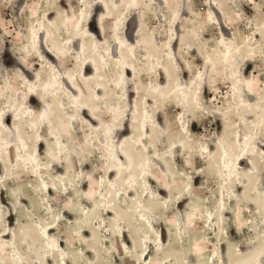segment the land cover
<instances>
[{
    "label": "rangeland",
    "instance_id": "rangeland-1",
    "mask_svg": "<svg viewBox=\"0 0 264 264\" xmlns=\"http://www.w3.org/2000/svg\"><path fill=\"white\" fill-rule=\"evenodd\" d=\"M174 43L177 62L170 55ZM166 64L168 73L160 68ZM238 79L239 93L231 86ZM80 105L88 113H78ZM45 107L49 118L38 128ZM1 115H9L16 136L0 125L6 219H0V247L12 251L5 242L12 231L24 254L2 255L0 264H42L34 234L59 212L65 216L51 233L65 237L76 256L90 246L78 225L108 241L89 254L92 264H142L136 256L144 259L149 249L146 264H220V257L242 264L264 254V0H0ZM249 138L242 181L230 179L227 161H240V142ZM58 140L62 152L53 159L49 151L59 152ZM129 143L143 163L133 183L121 173L112 176L121 188L115 194L107 181L115 167L109 151ZM16 146L34 156L39 150L45 175L33 160L15 158ZM150 174L153 193L146 187ZM44 179L49 193L41 188ZM131 185L136 190L128 198ZM107 187L112 215L104 211ZM153 194L158 204L146 212L165 242L161 248L153 231L147 235L150 223L129 215ZM84 206L90 220L81 223ZM129 220L136 228L124 224ZM125 228L134 231L126 239L130 251L121 242Z\"/></svg>",
    "mask_w": 264,
    "mask_h": 264
},
{
    "label": "bare ground",
    "instance_id": "bare-ground-1",
    "mask_svg": "<svg viewBox=\"0 0 264 264\" xmlns=\"http://www.w3.org/2000/svg\"><path fill=\"white\" fill-rule=\"evenodd\" d=\"M156 1V0H154ZM167 1V0H166ZM101 3L102 5V2L99 1V4ZM212 4V3H211ZM212 7V10L213 12L211 11V15L214 16V22L216 24H218L219 26V29L221 30V35H222V38H226V34L224 33V26H223V23L219 20V17L217 15V12H216V9ZM89 25V33L92 34V30L90 29L91 27V23L88 24ZM178 39V37L176 38V40ZM171 51H170V55H171V58L177 62V54H176V51H175V43L171 45ZM230 49H228L226 52L229 53ZM225 53V55L227 54ZM107 62V59H105V63ZM88 68V65L86 64L85 65V68H84V71H83V75H86V70ZM165 73H168L169 72V67L166 65H163L160 67ZM204 75V73L202 74ZM207 77V76H206ZM206 77H204V82L205 83V79ZM200 86L202 84V77H200ZM69 83H71L72 85H76V83L71 79L69 78L68 79ZM240 80H236L234 83L231 84V86H233V88H235L236 92L239 93L241 92V89L242 87L238 85V82ZM54 82V81H53ZM31 84V87H35L36 84L34 82H30ZM68 86V85H67ZM175 87L178 88H181V85L178 84L176 85ZM196 91V90H194ZM185 93V92H184ZM183 98V101L186 103V102H190V99H189V95L185 94L182 96ZM74 103H76V101H74ZM79 109H78V113H81L82 115H84L85 113H88L86 110L88 107L86 106H77ZM81 108V109H80ZM43 117V118H42ZM39 116L36 120V125L38 126V128H40V126L45 123L46 121V118L48 119L49 118V111H48V108L45 107L43 109V116ZM9 119V115L6 117V119H4V116L1 115L0 116V125L3 126L6 130L8 131H12V140L15 138L16 136V133L14 130H12V126H8V124L6 123L7 120ZM73 120V119H72ZM50 122V121H49ZM93 125V123H90ZM14 127V126H13ZM144 127H145V124H144ZM11 128V130H10ZM148 126L146 125V134L147 132L149 131L148 130ZM122 129V128H121ZM38 137H41V134H38ZM10 139V146H12L11 144V141ZM249 140H251L250 138L247 139L245 145L242 144V142H240V145H241V148H242V153L244 154L243 156L240 157V161L237 162V161H227V168H228V172L226 173V176H228V178L232 179L233 177H235L237 179V181H242V178L240 177V164L245 161V158H246V153L248 152V150H246V146L250 145L252 142H250ZM144 141V140H143ZM44 142L43 141V138L40 139L39 141V145ZM38 145V146H39ZM56 145L57 147L59 148V152L57 151H53V153L51 151H49V155L53 158H57L59 156V153L62 152V142L60 140H58L56 142ZM144 145H145V150H146V155H148L150 152H151V149L147 147V145L145 144L144 142ZM135 144L133 145L132 143H129L127 145V147H122V149L120 150L119 146H114L112 150L109 151V156L113 162V164L115 165V167H113L112 169H110L109 171V174H108V179L107 181L111 183V185L115 186V182L112 181V176L114 174H120L124 176V180H129L131 183H133L134 180H136V173L138 172L139 168H140V165L143 163L142 161L140 160H137L134 158L135 156V151L133 150ZM17 147V146H16ZM252 147V146H250ZM253 148V147H252ZM0 149H2V145L0 144ZM15 150H17V152H19V154H17L15 152ZM133 150V151H132ZM12 151H14V153H16V155H14V157L18 158V160L20 162H23L24 164L26 163H29V161H32L34 163H36L39 168V171L40 173L39 174H44L47 172V170L45 168L47 167H44L41 169V167L39 165H42L43 162H40L39 160V156L41 155V152L38 150V152H36L35 156L34 155H29V154H26V153H23V150L20 149V146L17 147V149H12ZM12 155V153H11ZM227 155H230V153H227ZM151 156L155 157L156 159H158L157 155L155 153L151 154ZM53 158V159H54ZM227 159V158H226ZM161 160V159H160ZM160 162V161H159ZM162 162V160H161ZM230 163H232V165L230 166ZM55 166H60L58 163L54 164L53 167ZM151 176L152 174L148 175V177L146 178V187L147 189H150V191L152 192V185H151ZM133 180V181H132ZM122 179H118L116 180V182H120L121 183ZM127 182V181H126ZM125 182V183H126ZM122 183H124L122 181ZM65 187H67V184L65 185ZM116 187V186H115ZM41 188H43L45 190L46 188V192L49 193L51 192L52 190V185L48 184L47 181L44 180H41ZM68 188V187H67ZM42 189V190H43ZM128 189V193H127V197L130 198L132 197V191H135L136 188H134L132 185L129 186ZM43 190V191H44ZM119 191H121V188L120 187H116V190H115V194L118 193ZM105 192V193H104ZM126 191L122 192V193H125ZM112 188L111 187H107L106 189H102L101 191V194L103 195V202H108L104 205V211H105V215H112V213H114V210H113V206L114 204L112 203V199H109L112 197ZM153 193V192H152ZM235 193V192H234ZM105 194V195H104ZM111 196V197H110ZM109 197V198H108ZM23 200H26L25 197H22ZM137 201L133 202L136 203ZM145 203L141 204V201H138L136 203V206L135 208L133 209V212L132 213H129L130 215V218L132 219L134 216H140L142 217L144 220H147V224L150 223V226L149 227V231L147 232V235L148 236H151V233L150 231H153L156 235L155 237V240H156V245H158V247L161 248V246H163L165 244V242L160 238V237H157V234L156 232L154 231V229L156 228L155 224L153 223V221H151V219L153 217H151L152 215H150V212L148 211V213L146 212V210H150V211H154V207H156V204L157 203V200L155 198V195H151L146 201H144ZM150 202V208H147L146 206L148 205V203ZM155 202V203H154ZM158 204V203H157ZM49 208L52 210V206L49 205ZM84 210H85V213L86 215H81V217L78 219L79 222L81 223H84L86 221H89L90 220V215L89 214V208L87 206H84ZM118 212L116 211V214ZM148 215L150 217H148ZM65 216V213L61 214L60 212L57 213V214H49V217L48 218L49 222H46V220L44 221L46 224L42 226V230H41V234L40 235H36L34 234V242H36V252L39 254V258L40 260L42 261V264H92V261H90V257H89V254L93 255V256H96V251H98L96 248L97 247H107L108 246V241L106 242H103V240L101 241V239H99V241H97V238L94 239V236H92V234L90 235L89 233V229L88 228H83L82 225H78L77 226V230L79 231V236L86 242H83L85 245L86 243L88 242V244L90 246H88L86 248V251L85 253L84 250L82 249V255L80 256H76L75 255V251H73L72 249H70L68 246V240L65 238V237H62L61 236V239L52 234L51 232L55 229L57 230L58 228V220H60L61 218H64ZM106 217V216H105ZM104 217V218H105ZM146 217V219H145ZM208 218L214 222V215L212 212H208ZM0 219H2L4 222L6 221L5 219V213H4V210L2 209V206L0 205ZM131 222V220H129V223ZM124 223L123 221H121V224ZM128 222H125L124 224L126 226H129L131 228H136L135 227V223L134 221L131 222V224L129 225ZM7 225H6V229H7ZM129 228V229H121L120 230V235L122 236L121 238V242L122 244L128 248V250L130 251L131 248L129 246H127V242H126V239L128 240L130 235L134 234V231ZM153 230H152V229ZM10 231V229H9ZM97 232H94V234H96ZM66 234H68V232H66ZM4 236L6 237H9V233L8 232H5L3 234ZM32 235V234H31ZM33 237V235L28 239V240H31ZM130 240V239H129ZM92 241V243H91ZM5 242H8V244H11L12 245V251H6L5 248H2L0 247V256H5V254H10V252L12 253V255H15V250L17 251V253H22L23 250L21 249V247H19V244H17V237H16V233H12L11 231V237H10V240H5ZM100 242V243H98ZM67 246V248H66ZM167 251V250H166ZM166 251L163 250V252L159 253L163 255H166ZM150 253V249L147 253V255L143 258H139L140 255L137 254L136 256V259L135 260V263L140 261L142 264H146L147 263V256L148 254ZM165 253V254H164ZM239 253L242 254L243 251L242 249H239ZM24 254V253H22ZM25 255L27 256V252H25ZM20 257V256H19ZM216 257L218 258L219 255L216 254ZM264 258V254L262 256H260V254H258L255 258V261L254 262H249V263H246L245 260H242V264H261L262 263V260ZM21 264H29L27 261H24L22 260ZM172 264H183V263H177L174 261V259H172ZM220 264H225V262L223 261V259L220 257Z\"/></svg>",
    "mask_w": 264,
    "mask_h": 264
}]
</instances>
